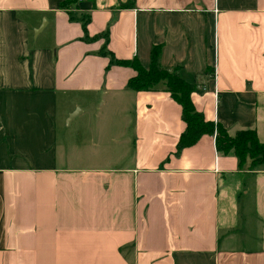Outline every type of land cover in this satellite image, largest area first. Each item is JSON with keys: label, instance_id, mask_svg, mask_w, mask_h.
I'll return each instance as SVG.
<instances>
[{"label": "crops", "instance_id": "obj_1", "mask_svg": "<svg viewBox=\"0 0 264 264\" xmlns=\"http://www.w3.org/2000/svg\"><path fill=\"white\" fill-rule=\"evenodd\" d=\"M62 1L0 0V264H264V168L210 135L175 155L180 105L128 89L135 71L101 54L148 68L161 45L206 119L264 143V0ZM60 101L69 124L87 115L82 147L105 130L93 106L110 119V157L71 162Z\"/></svg>", "mask_w": 264, "mask_h": 264}, {"label": "trees", "instance_id": "obj_2", "mask_svg": "<svg viewBox=\"0 0 264 264\" xmlns=\"http://www.w3.org/2000/svg\"><path fill=\"white\" fill-rule=\"evenodd\" d=\"M78 0H63L60 8L67 10L72 8ZM70 19L74 20L73 16ZM88 18L83 20V29L88 23ZM161 45H154L150 51V64L148 68L142 67L137 58L118 59L109 51H102V55H109V65L130 67L135 75L127 81V88L132 91H149L163 86L171 98L180 105L181 118L184 129L180 133L175 155L184 148L194 145L203 135L214 137L217 152L223 155H234L241 166L246 159L250 160V169L264 168V143L260 142L256 131L253 129H242L230 135L228 131L213 120L206 119L199 112L193 101L192 93L196 85L183 80L178 75V67L166 68L159 62Z\"/></svg>", "mask_w": 264, "mask_h": 264}, {"label": "rangeland", "instance_id": "obj_3", "mask_svg": "<svg viewBox=\"0 0 264 264\" xmlns=\"http://www.w3.org/2000/svg\"><path fill=\"white\" fill-rule=\"evenodd\" d=\"M78 2V1H77ZM76 16L80 15V14H75ZM83 19H86V15L83 14L82 15ZM34 31V35H35ZM33 35V36H34ZM50 37V34L48 32V29H46L43 33L40 34V36L38 37V44L46 42L48 40V38ZM99 38H105V36L102 37H96V40ZM93 39H89L88 44H92V42H96ZM109 58V57H108ZM73 97L72 95H69L68 98ZM107 104H104L102 107L103 111H106ZM71 104H68L67 102H62L60 101L58 103V111H57V124H58V138L61 140L60 141V145L63 144V141L65 140L68 143V147H65V151L68 154V156H71V162H76L78 161L79 163L82 161V158L84 157V154L86 155H91L92 159H97L100 161H104L107 156L110 157L111 151H110V134L109 131L106 134V128L108 127L107 124L109 123L108 121H110V119H105L103 122H98L97 121V116L96 113L99 112V109L95 106H93V108L90 110V115L92 117L91 123H92V130L97 129L98 127L105 129L104 132H102L101 136V141H100V145L98 148H96L95 150H93L95 147H93L92 145H89V148H85L82 147L80 145H82L83 143H79L77 142V139L79 138V135L82 133V131L87 127V123L85 122V115L79 116L77 117L73 122H71V124L66 123L67 119H64L66 112L71 109ZM76 111V110H75ZM88 138V137H86ZM88 149H90L89 151H87ZM81 156V157H79ZM247 228L248 230V217L247 214L245 212V208L242 212V217H241V231L239 232L240 235L244 236V235H249L251 232H245L243 231V228ZM248 248V247H247ZM249 249V248H248Z\"/></svg>", "mask_w": 264, "mask_h": 264}, {"label": "water", "instance_id": "obj_4", "mask_svg": "<svg viewBox=\"0 0 264 264\" xmlns=\"http://www.w3.org/2000/svg\"><path fill=\"white\" fill-rule=\"evenodd\" d=\"M76 113H78V111L72 112L69 116L68 119L66 121L67 125L69 124L70 120L76 115Z\"/></svg>", "mask_w": 264, "mask_h": 264}]
</instances>
